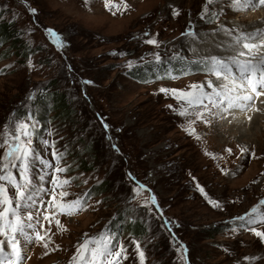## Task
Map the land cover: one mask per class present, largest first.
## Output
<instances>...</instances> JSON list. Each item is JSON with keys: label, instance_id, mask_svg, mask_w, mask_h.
<instances>
[{"label": "rangeland", "instance_id": "374dc122", "mask_svg": "<svg viewBox=\"0 0 264 264\" xmlns=\"http://www.w3.org/2000/svg\"><path fill=\"white\" fill-rule=\"evenodd\" d=\"M205 2L112 0L109 10L104 0H0V20L10 23L18 37L0 42V127L12 112L22 118L19 108L34 110L32 102L46 89L65 96L74 111L72 119H52L56 113L50 111L49 100L42 110L38 108L42 119L34 117L38 127L33 146L48 160L53 150L64 153L61 166L68 171L60 175L71 179L65 189L70 193L67 200L88 194L83 211L59 216L67 231L51 225L47 249L42 243L28 247L26 264H69L83 234L95 235L106 226L127 248L128 259L122 264H138L134 241L140 243L146 264H264V242L250 230L264 232V223L245 228L239 227L238 220L231 223L264 200V148L258 147L262 136L264 144V122L251 125L252 117L232 109L220 118L232 135L221 131L220 140L212 139L222 130L219 121L206 117L210 121L206 123L178 115L168 107L178 108V102L159 89H186L209 79L214 84L215 77L200 70L186 75L174 72L177 79L152 75L154 53L166 62L174 54L189 61L212 56V50L194 53L188 47L185 40L191 37L182 33L189 29L206 34V28L233 19L241 26L252 25L255 31L264 23L263 10L261 14H254L255 8L236 12L230 0L209 5V13L219 14L210 23L208 16L201 19ZM29 9H35V14ZM173 9L179 15L174 16ZM225 12L234 15L222 18ZM242 12L251 21L240 22ZM49 29L59 35L62 46L49 36ZM150 38L159 47L145 43ZM23 47L31 50L30 55ZM129 61L138 66L127 68ZM139 68L151 77L139 79ZM263 97H256L245 112L255 118L264 116ZM191 120H195L192 135L185 131ZM234 121L246 123L239 129L244 137L233 128ZM37 131H42V140H37ZM44 140L54 142L55 149ZM248 142L254 150H249ZM242 147L249 151L242 154ZM42 174L41 165H35V183H40ZM50 178L45 187H50ZM104 180L109 182L107 192L90 194L91 187ZM153 196L155 204L150 200ZM48 199L44 197L45 202ZM37 208L43 211L41 205ZM260 212L264 213V205ZM44 226L49 227L47 222Z\"/></svg>", "mask_w": 264, "mask_h": 264}, {"label": "snow or ice", "instance_id": "6c2138e0", "mask_svg": "<svg viewBox=\"0 0 264 264\" xmlns=\"http://www.w3.org/2000/svg\"><path fill=\"white\" fill-rule=\"evenodd\" d=\"M85 2L87 3L88 0ZM215 2L216 0H206L201 19L208 16V22H215L219 14L215 11L209 13V5ZM230 2L236 11L264 6V0H230ZM104 3L105 7L111 10L112 0H104ZM124 7L125 9L128 7L126 3ZM29 10L35 14V9ZM173 15H179V11L173 9ZM222 30L231 38L226 48L233 52L232 55L226 57L212 55L188 61L174 54L166 62L162 60L159 53L153 54L151 63L155 66V71L162 73L157 78L177 79L178 76L174 75L175 69L168 65L171 61H180L182 64L179 69L180 75L189 74L193 70L192 66L195 65L198 70L217 80L216 84H213L211 79L203 83L190 84L186 89H159L161 93L171 96L178 102V108H174L173 105H168V107L182 117L195 116L196 119L208 123L210 121L207 120V116L223 118V114L232 109L245 111L255 103L256 97L264 95V55H257L261 49H264V29L247 33L238 32L235 35L234 30ZM47 31L57 45L62 46L59 35L51 29ZM182 35L196 37V33L191 29ZM145 43L159 47L155 38H150ZM137 66L133 61H129L126 65L129 69ZM34 97L35 93L28 99L31 100ZM193 123L195 120H191L185 127V131L190 135L195 133V129L191 127ZM37 127L38 122L35 121L33 114H26L21 118L16 112H12L0 127V149L3 150L0 153V264H26L30 245L42 243L45 249L49 247L51 243L49 233L53 223L60 232L67 231L59 219L60 215L74 216L85 209L87 193L72 200L66 199L70 193L65 189L71 185V179L62 178L60 175L68 171L66 167L61 166L64 153L53 150L52 160H48L33 146ZM104 127L108 126L105 124ZM197 139H199L198 136ZM42 143L55 149L54 142L44 140ZM227 151L231 153V149ZM247 151V147L240 148L242 154ZM37 164L41 165L43 172L38 177L39 184L35 183L32 177L33 168ZM48 169L52 171L48 172ZM48 177H51L47 180L50 187H45L44 182ZM197 188L203 193V188L199 185ZM137 191L139 192V189ZM45 196L49 197L46 202ZM150 200L152 204L156 203L154 196ZM209 202L215 207H220L218 202ZM38 204L43 207V211L37 208ZM261 205H264V200H261L245 215L236 217L231 223L235 224L237 220L240 221V228L258 222L264 223V213L260 212ZM33 209L37 210L34 212ZM45 222L49 225L48 228H45ZM168 223L165 221V225ZM250 230L264 242V232L255 228ZM232 231L236 229L233 228ZM133 243L138 264H146L145 253L140 243L136 241ZM74 247L75 252L69 264H122L123 260L128 259L127 248L110 226H106L104 230L95 235L90 236L84 233L82 240ZM181 249L183 253L187 252L183 245Z\"/></svg>", "mask_w": 264, "mask_h": 264}, {"label": "bare ground", "instance_id": "6f19581e", "mask_svg": "<svg viewBox=\"0 0 264 264\" xmlns=\"http://www.w3.org/2000/svg\"><path fill=\"white\" fill-rule=\"evenodd\" d=\"M258 7L259 8H257V7L255 8L257 10V12H255L254 14H261V11L262 10L264 11V6H258ZM236 12H240V11H236ZM242 13H244V12H242ZM244 14L245 15H243V17L239 21L242 22V23L251 21V17L246 16L247 15L246 13H244ZM233 15H234L233 12H225L222 15V18H224V17H231ZM232 20L230 19L228 21V23H226V22L225 23H219L218 26L206 28L205 30L208 31L209 33H206V34L197 33L198 35H196L195 38H192L191 37L189 39H186L185 42L188 45V47L190 49H192V51L194 53H198L199 51L210 52L212 50V53H211L212 55H217V56H221V55L222 56H229V55H232L233 52L231 50H228L226 48V45L231 42V38L229 36H227L222 29L234 30L235 31V34H237L238 32H245V33H247V32L254 31L252 25H242L241 26L240 23H236V22H234ZM260 29H264V23H261ZM258 55H264V49H261L260 54H258ZM214 82H215L214 84L217 83L216 78H214ZM263 99H264V97H263ZM261 103H262V101H261ZM261 103H258V104H261ZM260 107H261V105H259L257 107V112H260V111H258ZM236 112L237 111H235V114H236ZM242 117H245V118L252 117V123H251V125L256 124L258 122V120L259 121L261 120L262 122H264V116H262V117L259 116V117L255 118L252 114H250L248 112H245V111H243ZM207 118L210 121H212V120L219 121V127L222 129V130L216 131L215 132V135L216 136L213 137V135H212L211 136L212 139H215V137H217L219 139L222 136V132L221 131H224V135L227 136V137H229L230 135H232V134H230L229 130L227 131V128L225 126V123H222V121H220V118L219 117H216V116H207ZM227 124L228 123H226V125ZM232 124H234L233 125V128L236 129V131H239L240 127L243 126V125H245L246 123H244L242 121H234ZM239 133L241 134V135H239L240 137H244L246 135L243 130H240ZM262 135H264V134L262 133ZM262 139H263V136H262V138L260 140V143L258 144V147L261 148V149L264 148V144L262 143V141H263ZM252 145H253L252 142H248L249 150H251V151L254 150L253 148H251Z\"/></svg>", "mask_w": 264, "mask_h": 264}, {"label": "trees", "instance_id": "16d2710c", "mask_svg": "<svg viewBox=\"0 0 264 264\" xmlns=\"http://www.w3.org/2000/svg\"><path fill=\"white\" fill-rule=\"evenodd\" d=\"M2 32H5V34H2ZM0 34H1L0 35V42L1 43H4L6 40H9V39H11L12 41H16L18 39V37L16 35L17 33H15V31H12L10 23H7V22H3L2 23L1 20H0ZM5 36H7V37H5ZM23 50L27 51L28 55H30V51L31 50H29L28 47H23ZM4 56H2V57H4ZM168 66L173 67L175 69L174 72H179V69L182 67V64H181L180 61H171ZM192 68H193V70H197L195 65H193ZM153 70L155 71V68H153ZM156 73L158 74V72L155 71V74H152V75H156ZM137 75H138L137 77H139V79H144L147 76L151 77V75H149V73H147L145 71V69H143V68H139V73ZM46 91H47V89L45 90V94L40 96L38 99L39 100L42 99L41 101H46L47 104H48V97L51 99V101H53V105L50 108V111L52 109L53 110L55 109V113L56 114L52 117V119H55V118L61 116L62 119L71 120L74 111L71 110V108H69V104L66 103V97L65 96L62 97L61 94H58L57 92H53V91L52 92H48V91L46 92ZM18 111H20L18 113L19 116L24 117L26 115L25 109L21 110L19 108ZM41 119H42V117H41ZM44 119L45 120L48 119V116L44 115ZM43 129H45V127H43ZM41 133H42V131H37V134H38L37 140H42L43 139V135H40ZM108 183L109 182H106V180H104V181H102L100 183H97V184L93 185L91 187L92 191H91L90 194H95V193L96 194H100V195L104 194L108 190V188H107V185H109ZM134 230H133V232L137 233L136 229H134ZM144 232H145V230H139V234H144Z\"/></svg>", "mask_w": 264, "mask_h": 264}, {"label": "built area", "instance_id": "2783aa9c", "mask_svg": "<svg viewBox=\"0 0 264 264\" xmlns=\"http://www.w3.org/2000/svg\"><path fill=\"white\" fill-rule=\"evenodd\" d=\"M39 107H40L41 110H42V105L35 106V107H34V110H38ZM28 114H33L32 110H30V111L28 112Z\"/></svg>", "mask_w": 264, "mask_h": 264}]
</instances>
